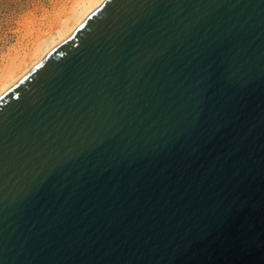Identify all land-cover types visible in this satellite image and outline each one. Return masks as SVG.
I'll list each match as a JSON object with an SVG mask.
<instances>
[{"label":"water","instance_id":"obj_1","mask_svg":"<svg viewBox=\"0 0 264 264\" xmlns=\"http://www.w3.org/2000/svg\"><path fill=\"white\" fill-rule=\"evenodd\" d=\"M0 264H264V0H107L5 93Z\"/></svg>","mask_w":264,"mask_h":264},{"label":"rangeland","instance_id":"obj_2","mask_svg":"<svg viewBox=\"0 0 264 264\" xmlns=\"http://www.w3.org/2000/svg\"><path fill=\"white\" fill-rule=\"evenodd\" d=\"M71 2L72 0H0V72L11 57L28 51L37 35L49 30L47 27L52 25L56 13L71 5Z\"/></svg>","mask_w":264,"mask_h":264},{"label":"bare ground","instance_id":"obj_3","mask_svg":"<svg viewBox=\"0 0 264 264\" xmlns=\"http://www.w3.org/2000/svg\"><path fill=\"white\" fill-rule=\"evenodd\" d=\"M106 1L72 0L71 5L56 13L57 15L52 25L49 26L50 23L47 25L49 26L47 27L49 30L43 32V34L40 33V36L37 35L36 40H34L33 45L31 43L32 46L31 48L29 47L28 51H23V54L19 53L17 56L11 57L10 61H7L8 63L1 70L0 98L36 66L42 63L55 48L71 37Z\"/></svg>","mask_w":264,"mask_h":264}]
</instances>
